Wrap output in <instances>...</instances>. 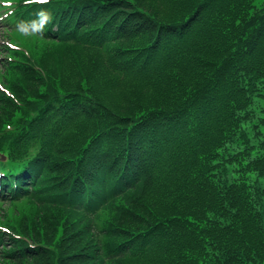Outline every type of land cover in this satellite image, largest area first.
<instances>
[{"label": "trees", "instance_id": "obj_1", "mask_svg": "<svg viewBox=\"0 0 264 264\" xmlns=\"http://www.w3.org/2000/svg\"><path fill=\"white\" fill-rule=\"evenodd\" d=\"M252 2L19 3L30 24L50 19L31 41L14 34L3 59L23 105L6 109L0 91L14 162L0 188L21 202L27 239L8 235L25 254L1 264H264V4Z\"/></svg>", "mask_w": 264, "mask_h": 264}, {"label": "clouds", "instance_id": "obj_2", "mask_svg": "<svg viewBox=\"0 0 264 264\" xmlns=\"http://www.w3.org/2000/svg\"><path fill=\"white\" fill-rule=\"evenodd\" d=\"M25 2H28V0H25ZM49 19L50 17L48 15L41 13L39 25H37V22L33 21L30 25H21V27L25 31L32 30L38 32L42 30L43 26L49 21Z\"/></svg>", "mask_w": 264, "mask_h": 264}, {"label": "rangeland", "instance_id": "obj_3", "mask_svg": "<svg viewBox=\"0 0 264 264\" xmlns=\"http://www.w3.org/2000/svg\"><path fill=\"white\" fill-rule=\"evenodd\" d=\"M252 4H253L252 7H258V6L262 5V4H264V0H253ZM0 28H1V26H0ZM0 34H1V29H0ZM15 35L18 38H21L22 37L21 32H19V31L18 32L16 31ZM32 38H33V36H28V40L29 41H31ZM1 42H2V38L0 36V43ZM259 180H260L261 184L264 185V178H263V176H260L259 177Z\"/></svg>", "mask_w": 264, "mask_h": 264}]
</instances>
